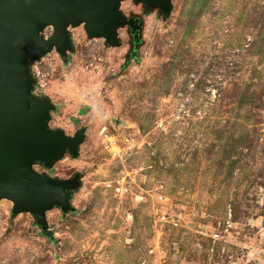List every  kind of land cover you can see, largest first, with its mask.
Masks as SVG:
<instances>
[{"label":"rangeland","instance_id":"rangeland-1","mask_svg":"<svg viewBox=\"0 0 264 264\" xmlns=\"http://www.w3.org/2000/svg\"><path fill=\"white\" fill-rule=\"evenodd\" d=\"M171 3L121 2L143 19L136 55L126 28L112 47L81 25L68 60L33 64L49 126L85 128L47 173L82 186L47 211L53 240L0 200V264H264V0Z\"/></svg>","mask_w":264,"mask_h":264},{"label":"water","instance_id":"water-1","mask_svg":"<svg viewBox=\"0 0 264 264\" xmlns=\"http://www.w3.org/2000/svg\"><path fill=\"white\" fill-rule=\"evenodd\" d=\"M123 0H0V200L12 203L11 215L29 213L39 233L53 240L46 213L74 211L73 195L82 186L75 171L67 178L47 172L65 155L75 159L85 139V128L68 135L51 128L57 107L46 95H37L32 66L52 50L66 61L74 51L69 28L83 26L87 37L119 46L118 30L126 28L130 54H137L143 40L140 14L126 16ZM142 12L157 11L166 17L171 0H132ZM52 29L45 37L46 28ZM121 125V122H119ZM39 165L43 172L34 166Z\"/></svg>","mask_w":264,"mask_h":264},{"label":"built area","instance_id":"built-area-1","mask_svg":"<svg viewBox=\"0 0 264 264\" xmlns=\"http://www.w3.org/2000/svg\"><path fill=\"white\" fill-rule=\"evenodd\" d=\"M44 36L47 37L48 35H45L44 34ZM31 70H32V74L37 79L38 87H42L43 86V83H42V79L40 77V72L35 68V66H32ZM117 191H119V189H117Z\"/></svg>","mask_w":264,"mask_h":264},{"label":"trees","instance_id":"trees-1","mask_svg":"<svg viewBox=\"0 0 264 264\" xmlns=\"http://www.w3.org/2000/svg\"><path fill=\"white\" fill-rule=\"evenodd\" d=\"M131 55H132V54H131ZM131 55H129V56H131ZM135 55H136V54H135ZM135 55H134V56H135ZM87 109H89V107H87Z\"/></svg>","mask_w":264,"mask_h":264}]
</instances>
